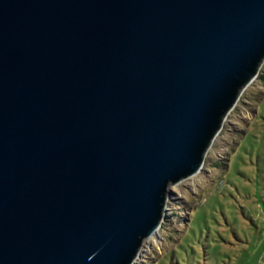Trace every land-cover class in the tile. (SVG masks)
<instances>
[{"label": "water", "instance_id": "water-1", "mask_svg": "<svg viewBox=\"0 0 264 264\" xmlns=\"http://www.w3.org/2000/svg\"><path fill=\"white\" fill-rule=\"evenodd\" d=\"M264 64V0H0V264H135Z\"/></svg>", "mask_w": 264, "mask_h": 264}, {"label": "rangeland", "instance_id": "rangeland-1", "mask_svg": "<svg viewBox=\"0 0 264 264\" xmlns=\"http://www.w3.org/2000/svg\"><path fill=\"white\" fill-rule=\"evenodd\" d=\"M205 157L171 186L160 228L135 264H264V64ZM254 110V113H253Z\"/></svg>", "mask_w": 264, "mask_h": 264}, {"label": "trees", "instance_id": "trees-1", "mask_svg": "<svg viewBox=\"0 0 264 264\" xmlns=\"http://www.w3.org/2000/svg\"><path fill=\"white\" fill-rule=\"evenodd\" d=\"M257 79L259 80V82L261 83V86L263 87V71L261 72V74H258ZM254 113V110H253Z\"/></svg>", "mask_w": 264, "mask_h": 264}, {"label": "bare ground", "instance_id": "bare-ground-1", "mask_svg": "<svg viewBox=\"0 0 264 264\" xmlns=\"http://www.w3.org/2000/svg\"><path fill=\"white\" fill-rule=\"evenodd\" d=\"M153 237V236H152Z\"/></svg>", "mask_w": 264, "mask_h": 264}]
</instances>
